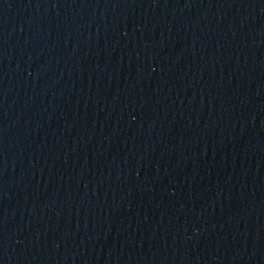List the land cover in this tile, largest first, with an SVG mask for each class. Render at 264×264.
Here are the masks:
<instances>
[{
	"label": "water",
	"instance_id": "water-1",
	"mask_svg": "<svg viewBox=\"0 0 264 264\" xmlns=\"http://www.w3.org/2000/svg\"><path fill=\"white\" fill-rule=\"evenodd\" d=\"M0 264H264V0H0Z\"/></svg>",
	"mask_w": 264,
	"mask_h": 264
}]
</instances>
